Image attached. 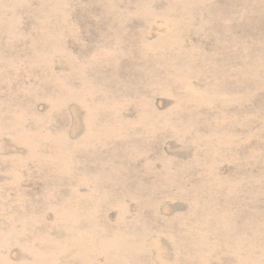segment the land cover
I'll return each instance as SVG.
<instances>
[{
	"label": "rangeland",
	"instance_id": "374dc122",
	"mask_svg": "<svg viewBox=\"0 0 264 264\" xmlns=\"http://www.w3.org/2000/svg\"><path fill=\"white\" fill-rule=\"evenodd\" d=\"M0 264H264V0H0Z\"/></svg>",
	"mask_w": 264,
	"mask_h": 264
}]
</instances>
